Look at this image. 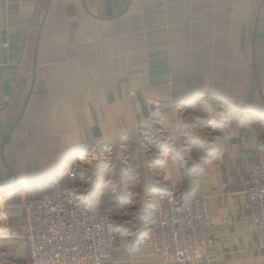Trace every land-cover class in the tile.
I'll return each instance as SVG.
<instances>
[{
  "label": "crops",
  "instance_id": "obj_1",
  "mask_svg": "<svg viewBox=\"0 0 264 264\" xmlns=\"http://www.w3.org/2000/svg\"><path fill=\"white\" fill-rule=\"evenodd\" d=\"M151 101L173 139L185 122L207 135L175 154L153 147L159 157L143 156L134 137L155 130ZM233 108L243 116L228 114ZM104 145L129 146L125 162L141 168L114 184L93 167L84 194L121 222L103 264H156L149 250L134 251L137 222L146 193L168 185L208 199L211 244L192 264H264L245 195L250 167L264 162V0H0V264L26 260L23 203L43 192L62 156H101ZM130 200L138 213L121 221Z\"/></svg>",
  "mask_w": 264,
  "mask_h": 264
},
{
  "label": "built area",
  "instance_id": "obj_2",
  "mask_svg": "<svg viewBox=\"0 0 264 264\" xmlns=\"http://www.w3.org/2000/svg\"><path fill=\"white\" fill-rule=\"evenodd\" d=\"M148 109L155 130L140 128L136 133L139 134V143L149 154L153 147L175 154L178 144H189L194 140V136L188 134L190 131L197 129L198 132L194 131L196 135L201 131L202 126L188 124L192 129L189 132L182 127L176 129L173 139L165 128L158 104L151 101ZM176 109L184 112L179 106ZM233 114L242 117L243 111L233 108ZM111 149L107 146L102 152V161L111 156ZM81 152L84 153L83 158L85 155L89 157V150ZM74 160L69 166L66 164V173H60L49 184L48 190L37 199L27 200L22 206L28 264H103L113 253L117 240L116 227L110 218L101 213L93 199L84 194L87 187H84V192L77 190L70 168L82 160L78 155L74 156ZM122 160L125 163V158ZM245 195L250 225L264 236V162L250 167ZM146 203L143 233L134 251H151L157 264H190L206 258L211 244L208 233L211 217L206 196L192 197L183 189L168 185L149 190ZM10 262L22 264L16 257L10 258Z\"/></svg>",
  "mask_w": 264,
  "mask_h": 264
},
{
  "label": "rangeland",
  "instance_id": "obj_3",
  "mask_svg": "<svg viewBox=\"0 0 264 264\" xmlns=\"http://www.w3.org/2000/svg\"><path fill=\"white\" fill-rule=\"evenodd\" d=\"M204 100H206L205 101V103L206 104H208V105H210L211 107H212V109L214 110L215 108L217 109V108H224V106H221V103L219 104V103H217L215 100H213V99H211V98H209V97H207L206 99H204ZM182 113H184L185 114V111L184 112H182ZM209 113V112H208ZM207 113V114H208ZM217 113V112H216ZM230 113H232L233 114V109H230V111L228 112V114H230ZM236 114V113H235ZM235 114H234V116H235ZM190 119H192L191 117H190ZM194 120H196V118H194ZM199 124H201V123H199ZM183 127L182 128H184L185 129V131H187V132H189L188 130L189 129H192L191 127H189L188 126V124H187V122H185L184 123V125H182ZM197 130V129H196ZM196 130H194L195 132H198V131H196ZM184 131V132H185ZM194 131H190V133H188L190 136H192V133L193 134H195L196 135V133H194ZM208 131L209 130H206V129H204L203 127H201V131H199L200 133H197V134H199V135H197V137L196 138H194L195 139V141H201L202 139H203V137H204V134H206L207 135V133H208ZM184 135L186 134V135H188L187 133H183ZM138 136H139V134H135V137H134V139L137 141V144H138V150H140L139 151V153H141L143 156L145 155V157L146 156H151L150 158H152V157H159L160 155H154V154H150L149 155V153H147V152H145L144 151V149H143V147L141 146V144L139 143L140 141H139V138H138ZM186 138H188V137H186ZM189 141V140H188ZM187 141V142H188ZM130 142V138H128V143ZM186 142V143H187ZM194 143V142H193ZM192 143V144H193ZM180 144H182V143H180ZM189 144H190V142H189ZM191 144V145H192ZM128 146V145H127ZM117 147V146H116ZM129 147V146H128ZM128 147L127 148H125V150L124 149H122L123 151H125V155L128 153L129 154V152H130V149H128ZM102 148H103V151L104 150H106L107 149V145H104V146H102ZM153 149V148H152ZM95 150L96 149H92V150H89L90 152V154H89V157L88 158H86V155H85V157L82 159V162H80V163H78V164H76V166H74L73 168H70V173H72V175L74 176L73 178H72V180H73V182L75 183V185H76V188H77V190L78 191H81V192H84V187H87V192H89L90 191V189H91V187L93 186V184H94V180L92 181V172H93V167H95V166H97V167H99V169L100 170H102V171H105V172H107L106 174H108V173H111V176L112 177H114L113 178V180H112V182L114 183V184H116V183H119V182H121V183H123V182H126V180H123V178H124V176L126 177V176H130L131 177V175H132V177H137V176H139V172H140V166L138 167V165H137V163L134 165V167L132 166H130V161L129 162H125V163H123L122 161V158L124 159V157L122 156V155H124V153H122L121 151H120V149L117 147V149L116 150H114L113 148L111 149V152H112V154H111V156L109 157V156H106V154H105V156H106V159L104 160V161H102L101 159H100V153L98 154L97 153V155H96V152H95ZM126 150H128L127 152H126ZM97 151V150H96ZM76 152V151H75ZM79 152H81V151H79ZM152 152H153V150H152ZM151 152V153H152ZM133 155H134V157H135V155H137L136 153H134V152H131ZM75 153L74 152H71V153H66V154H64L63 156H62V160H61V163H60V165H59V168H58V171H57V173L56 174H54V176L53 177H51L50 179H48L45 183H43L41 186L42 187H40L39 189L40 190H42V191H46V190H48V187H49V184L50 183H52V181L53 180H55L56 179V177H58V175H63V174H65L66 173V170L67 169H65V166H66V164H67V166H69V164H72V162H74L75 160H74V155ZM103 154L101 153V156H102ZM176 157H177V159H179L180 160V162L182 161L179 157H178V155H175ZM109 157V158H108ZM129 157V156H128ZM129 159V158H128ZM126 161V160H125ZM135 161H136V159H135ZM155 164H157V162H156V160H155V158L154 159H151V160H148L147 162H146V168H147V173L149 174V178H150V173L151 172H153V170H155V168H154V166H155ZM73 166V165H72ZM153 167V168H152ZM69 168V167H68ZM139 170V171H138ZM113 172V173H112ZM61 173V174H60ZM156 173V172H155ZM113 174V175H112ZM115 175V176H114ZM154 177V176H153ZM74 178L76 179L75 181H74ZM155 178H158V177H154V179ZM151 180V179H150ZM135 181V180H134ZM155 181V180H154ZM72 182V183H73ZM111 182V181H110ZM132 183H133V181H131ZM96 183V182H95ZM115 186V185H114ZM36 186H34L33 188H35ZM23 189V188H22ZM24 189H27V188H24ZM179 189V188H178ZM21 189H19V191H20ZM96 190H97V188H96ZM106 190V189H105ZM180 190V189H179ZM104 191V189H100V190H98V192H103ZM111 192H112V194H120V191H118L117 189H115V190H110ZM97 192V193H98ZM0 196H1V198H3L4 196L2 195V194H0ZM33 199H37V197H35V198H33ZM28 200H31V199H28ZM27 201V200H26ZM25 201V202H26ZM24 202V203H25ZM23 203V204H24ZM139 208V207H138ZM137 208V202L136 201H127L126 202V204H125V206L122 208V210H121V212H120V215H122L121 217H123V218H119V219H121V221L122 220H125L124 218H126V219H128L129 217H131V216H133V215H130V214H133V212L137 215V213H138V209ZM135 210H137V212L135 211ZM22 217H23V215H22ZM24 220V219H23ZM112 222L114 223V226H116L117 224L118 225H120L121 224V222H117V221H113L112 220ZM120 223V224H119ZM138 224L137 225H140V224H142L141 226H143V224H144V221H143V219H142V223H140V221L139 222H137ZM126 224H128V223H126ZM134 224H136V223H130V226H135ZM136 225V226H137ZM143 229V228H142ZM23 231H24V229H23ZM116 232H117V234H118V231H117V229H116ZM22 240H23V242H24V239H23V233H22ZM24 244H25V242H24ZM137 247V246H136ZM135 249V248H134ZM151 252V251H150ZM152 253V252H151ZM152 255H153V253H152ZM112 256V255H111ZM15 257V256H14ZM154 257V256H153ZM111 258V257H110ZM155 258V257H154ZM206 258H207V254H206ZM205 258V259H206ZM9 261H10V259H8ZM202 260H204V259H202ZM28 256H27V258H26V260L25 261H22V262H20V263H25V264H28ZM155 261H156V259H155ZM197 261H201V260H197ZM197 261H194V262H197ZM194 262H192V263H194ZM13 263V262H12ZM192 263H190V264H192ZM157 264V263H156Z\"/></svg>",
  "mask_w": 264,
  "mask_h": 264
},
{
  "label": "bare ground",
  "instance_id": "obj_4",
  "mask_svg": "<svg viewBox=\"0 0 264 264\" xmlns=\"http://www.w3.org/2000/svg\"><path fill=\"white\" fill-rule=\"evenodd\" d=\"M84 153H77V154H74L73 156H75V155H78L79 156V160H82L83 159V157H82V155H83Z\"/></svg>",
  "mask_w": 264,
  "mask_h": 264
}]
</instances>
